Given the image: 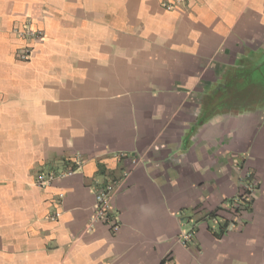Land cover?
I'll list each match as a JSON object with an SVG mask.
<instances>
[{"label":"crops","instance_id":"obj_1","mask_svg":"<svg viewBox=\"0 0 264 264\" xmlns=\"http://www.w3.org/2000/svg\"><path fill=\"white\" fill-rule=\"evenodd\" d=\"M258 53L264 0H0V264H264V107L214 109Z\"/></svg>","mask_w":264,"mask_h":264},{"label":"rangeland","instance_id":"obj_2","mask_svg":"<svg viewBox=\"0 0 264 264\" xmlns=\"http://www.w3.org/2000/svg\"><path fill=\"white\" fill-rule=\"evenodd\" d=\"M255 58V62L252 61L247 66L242 65L239 69L228 72L227 78L224 77L221 83L217 84L221 86L220 92L222 94L217 96L219 99L214 105L216 112L240 110L248 115L255 108L264 107V53H258ZM224 85L230 87L227 86L224 89ZM257 110L259 109L257 108ZM250 153V151H247L244 160L245 165L241 168L240 176L241 179L250 184L246 186L242 182L245 190L247 187L251 190V199H253V191L260 183L259 177L253 172V169L257 167L259 161H255L254 158L250 157Z\"/></svg>","mask_w":264,"mask_h":264},{"label":"built area","instance_id":"obj_3","mask_svg":"<svg viewBox=\"0 0 264 264\" xmlns=\"http://www.w3.org/2000/svg\"><path fill=\"white\" fill-rule=\"evenodd\" d=\"M39 34V33H37ZM27 56V52L23 53L21 55V59L24 60L26 59ZM70 174V171L67 173ZM66 173H58V175L60 177H63L64 175H67ZM55 175L54 174H50L48 176H43L40 175L38 176L36 183L39 187H44L46 185H49L53 179H54ZM115 183L113 180H108L107 182H104L100 188L98 189V191H96L95 193V209H94V219L97 221H103V222H109V216H108V209H109V201L115 191ZM249 190V194L247 195V197L251 198V190L247 187L246 190ZM245 190V188L243 189ZM111 229L113 231H117L118 230V226L117 224H112L111 225Z\"/></svg>","mask_w":264,"mask_h":264},{"label":"trees","instance_id":"obj_4","mask_svg":"<svg viewBox=\"0 0 264 264\" xmlns=\"http://www.w3.org/2000/svg\"><path fill=\"white\" fill-rule=\"evenodd\" d=\"M244 185L246 186H249L250 184L247 183L246 181H244ZM244 189V188H243ZM242 188L240 189V193L236 199L235 202L233 201H230V205H229V209H228V212L229 214L231 215V221L233 222L235 220V218H239L242 216V213H247V212H250V206H251V201L252 199L250 197H247V195L249 194V190H243ZM216 212V211H215ZM209 217H213L215 216V213H210L208 215ZM231 221H227L225 220L223 222V224L219 227L218 229V232H215V233H218L217 235V238H219V236L221 235V233H224V230L227 229V227L232 224Z\"/></svg>","mask_w":264,"mask_h":264}]
</instances>
